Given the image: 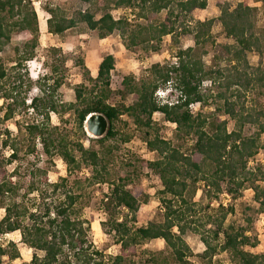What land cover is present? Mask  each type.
<instances>
[{
	"label": "trees",
	"instance_id": "1",
	"mask_svg": "<svg viewBox=\"0 0 264 264\" xmlns=\"http://www.w3.org/2000/svg\"><path fill=\"white\" fill-rule=\"evenodd\" d=\"M79 1L88 4V9L77 10L71 17L60 7H43L50 15V34L63 37L68 30L85 25L99 39L119 34L129 51L143 46L146 51L157 53L164 37L171 36L178 44L179 37L185 34L194 36V46L176 50L175 63L154 64L148 76L139 80L125 77L118 94L123 100L131 96V105L109 102L115 94L111 75L116 63L112 54L103 58L96 77L91 76L83 60H78L84 82L75 87V100L70 103L62 102L57 95L63 77L45 76L32 81L18 72L17 81L9 89L5 82L7 72L0 60V97L8 103L4 120H10L16 109L32 110L30 113L42 117L26 128L23 140H3L0 146L12 152L8 158L0 152V208L5 211L0 220V236L20 232L22 241L35 251L31 264H198L195 258L212 264L218 250L228 253L235 264H264V253L247 250L256 248L258 243L247 235L250 228H225L227 216L234 212L232 207L221 204L215 212L218 216L209 214L202 222L194 218L197 204L193 202L197 184L206 181L215 196L226 192L237 197L244 190H253L258 212H264V166L248 168L249 160L264 150V104L254 108L241 101L249 91L264 95V27L258 26V5L264 8V0H242L234 9L226 3L220 5L224 32L233 39L230 44H217L212 20L198 21L192 28L180 22L182 15L205 9L207 0ZM130 8L139 10L137 19L144 23L132 27L126 19L116 20L112 14L113 10ZM164 11L166 15L160 20ZM98 14L101 16L97 19ZM21 32L30 33L32 38L22 48H15L13 70L19 71L36 58L40 42L38 13L32 0H0V53L12 36ZM209 49L214 52L211 67L203 60ZM53 52L59 50L53 48ZM250 52L260 56L257 67L248 60ZM58 71L56 66L52 68L53 73ZM208 82L210 88L205 90ZM34 86L39 88V94L27 105V93ZM161 89L171 93L165 103L156 96ZM210 100L217 107L215 112H192L193 105L203 108ZM68 112L75 116L74 138L73 133L63 134L51 123V113ZM94 113L107 117L110 126L106 135L90 138L94 144L86 147L82 142L87 137L85 122ZM155 113L176 125L177 140L192 139L191 155L160 135L153 120ZM220 113L234 121L233 131H228L227 121L220 119ZM123 116L132 119L135 128L144 133L148 150L156 153V159L148 161L127 151V159L121 162L128 171L126 176L109 170L111 163L116 166L113 156L120 145L133 138ZM247 127L253 133L251 129L246 131ZM38 141L50 161L58 156L65 162L66 176L59 182H49L47 171L40 168H32L29 175L34 180L41 173L42 180H32L29 185L24 179L15 180L19 167L8 174L7 165L19 160L20 152H25V156L37 153ZM84 168L91 169V176L82 181L76 175ZM143 168L156 174L162 184L159 194L164 219L138 226L137 214L141 205L149 201L136 184ZM84 182L106 187L102 198L106 220L102 226L114 233L119 246L116 255L106 257L88 238L89 223L81 216L83 197L87 195ZM22 189L25 191L20 194ZM32 193H37V199L29 198ZM187 232L200 236L205 246L202 253L192 250L184 238ZM158 239L164 241L168 254L161 251L144 261L138 260V247ZM38 251L44 255L39 256ZM5 256L11 260L20 257L15 243L9 242L5 248L0 244V264Z\"/></svg>",
	"mask_w": 264,
	"mask_h": 264
},
{
	"label": "rangeland",
	"instance_id": "2",
	"mask_svg": "<svg viewBox=\"0 0 264 264\" xmlns=\"http://www.w3.org/2000/svg\"><path fill=\"white\" fill-rule=\"evenodd\" d=\"M34 9L38 13L39 22L44 21L45 17L50 15L43 14V7H60L65 10L69 17H71L77 10L88 9V4L82 3L79 0H32ZM242 0H207V7L205 9H195L187 15H182L180 22L184 25L195 26L198 21L212 20V35L217 44H230L233 43V39L228 38L224 32V28L220 21L221 8L220 5L226 3L230 9L236 8L237 4ZM259 6L258 13V26L264 27V8ZM124 9L113 10L112 14L116 20L126 19L128 23L134 27L136 24H142L144 21L137 19L138 9L130 8V12H121ZM45 11V10H44ZM133 16V17H130ZM166 12H162L159 15V19L163 20ZM101 14H98L96 18H100ZM131 19V20H130ZM32 36L28 32H21L17 35L12 36L10 44L5 50L0 53V60L4 64L7 72V78L5 79L8 88L17 81V73L20 72L24 78H28L32 81L41 80L45 76H52L57 78L63 77V84L58 89V98L64 103L74 102L75 93L74 89L76 86L84 82L83 67L80 66L78 60H83L85 66L90 70L92 77L97 76L98 66L106 55L112 54L115 57V70L111 75L112 89L115 94L111 97L110 103L117 105L124 103L131 105L133 99L131 96L123 100L118 94V90L121 87L123 79L127 76H134L136 80H139L143 76H148V70L154 64H170L175 63V53L178 49H187L194 46V36L192 34H185L179 37L178 44H175L171 36L163 38V42L160 47V51L155 53L152 51H146L143 46H139L134 51H129L125 48L124 43L119 34H114L102 41L95 36L85 25H79L71 30H68L63 37L51 36L47 31L43 30V34H40L39 46L36 49V58L27 61L24 69L13 70L15 66V48H22L26 42H28ZM53 48L58 49V53L53 52ZM214 52L209 49V52L204 55V63L211 67L214 65L213 61ZM248 60L253 67L259 65L260 56L256 52L248 53ZM56 66L58 68L57 73L52 72V68ZM52 80H50V83ZM16 85V84H15ZM205 90L210 88V84L205 83ZM39 94V88L34 86L27 93L26 104H30L32 98ZM170 90L161 89L157 92L156 96L158 101L165 103L168 101ZM243 101L247 106L259 108L260 104H264V95L258 94V91H249L244 97ZM7 101L0 97V146L3 140L18 139L23 140L26 135V128L37 121H41L42 117L35 115L32 112L23 111V109H16L13 117L10 120H4L6 112ZM216 105L210 100L208 105L201 108V105L195 104L191 107L193 113H211L216 111ZM221 120L227 121V129L229 132L234 130V121L223 113L219 114ZM122 119L128 123L127 131H129L133 138L129 143L121 144L120 149L114 154V161L116 163L109 165L110 173L118 172L120 176H126L128 171L121 164L124 161V156L127 151H130L135 158L146 159L152 161L156 159V153L150 152L146 146L144 140V133L135 128L133 121L128 116H123ZM154 122L160 129V135L168 140H171L177 148L181 149L182 152L191 155L193 152V141L187 139V141L177 140L175 137L176 125L174 123L165 120L164 116L160 113H155L153 116ZM51 123L58 126L63 134H70L76 132V122L73 112L55 114L51 113ZM125 129V130H126ZM250 127H247V130ZM124 131V130H123ZM253 133V130L250 131ZM9 134V135H8ZM93 138L87 134L86 138H83L82 142L86 147H91L94 143L89 139ZM95 139V138H94ZM262 141L264 142V134L262 135ZM37 153L30 156H25V152H20V159L7 165L8 174H11L17 167L20 168L18 175L15 180L23 181L28 185L33 180L29 172L32 168H40L46 170L48 173V180L51 183L59 182L60 178L66 176V164L60 157H55L50 161L47 156L43 153L42 146L37 142ZM95 147L98 148L97 144ZM4 158H8L11 155V149L5 148L0 149ZM264 166V150H260L259 153L251 158L248 162V168L253 170L257 166ZM115 166V167H114ZM141 175L136 184L140 185L144 194L149 196L148 203L141 205L140 211L137 214L138 226H143L149 222H161L163 221V208L164 205L161 203L162 196L159 192L163 189L162 184L156 174L151 172L147 168H143L140 171ZM77 178L84 181L86 178L91 176V169L84 168L79 172ZM42 174H38L34 178V182L42 180ZM73 178H71V182ZM83 187L86 188V196L83 198L84 204L81 210L82 218L89 223L88 238L94 248L108 257L116 255L119 252V246L116 244L114 233L110 232L108 226L103 227L102 223L106 220V214L102 207L103 194L106 192V187L102 184L89 186L88 183H83ZM130 188H133L131 186ZM25 190L22 189L20 194H23ZM37 193H32L29 198L32 200L37 199ZM212 197V199H211ZM35 202V201H34ZM31 202V204H35ZM193 202L197 204V214L194 217L195 220L206 222L209 214L215 215L220 205L224 203V207H232L234 212L230 213L225 222V228L228 225H234L235 227H248L250 231L247 233L252 240L257 243L256 248L248 247L254 253H264V212H258L259 205L254 200V192L251 189L242 191V196L232 197L229 193H222L217 196L214 195V190L210 188L206 181H200L197 184V192L193 199ZM124 212H126L124 210ZM5 211L0 208V220L4 217ZM217 215V214H216ZM215 215V216H216ZM218 216V215H217ZM87 227V226H86ZM209 227V226H208ZM185 237V236H184ZM191 238V239H190ZM193 238V239H192ZM186 240L189 242L190 247L195 254L202 253L205 250V246L201 242L200 236L193 233L187 232ZM9 242L15 243L20 257L16 260H11L8 256L3 257L1 264H31V260L35 251L27 246L21 238L20 232H14L0 236V244L3 247H7ZM165 250V243L162 240H153L147 242L138 247V260H145L152 257V254H158ZM39 256H43L44 253L38 251ZM198 264H204L199 258H195ZM212 264H235L232 261V257L226 253L217 251L216 255L212 259Z\"/></svg>",
	"mask_w": 264,
	"mask_h": 264
},
{
	"label": "water",
	"instance_id": "3",
	"mask_svg": "<svg viewBox=\"0 0 264 264\" xmlns=\"http://www.w3.org/2000/svg\"><path fill=\"white\" fill-rule=\"evenodd\" d=\"M109 120L103 114L94 113L85 122L87 134L93 138H102L109 129Z\"/></svg>",
	"mask_w": 264,
	"mask_h": 264
},
{
	"label": "crops",
	"instance_id": "4",
	"mask_svg": "<svg viewBox=\"0 0 264 264\" xmlns=\"http://www.w3.org/2000/svg\"><path fill=\"white\" fill-rule=\"evenodd\" d=\"M43 12V14H45V15H49L46 11H42ZM48 18H49V16L48 17H45V19H44V21H43V23L42 22H39V28H40V34H43V30H45V31H47V33L49 34V35H51V36H53L52 34H50L49 32H48V28H47V20H48ZM107 38H105V39H100V40H102V41H104V40H106ZM146 225V224H145ZM185 240H186V235H185ZM191 239V238H190ZM193 239V238H192ZM187 241V240H186ZM188 244H189V242H187ZM190 245V244H189Z\"/></svg>",
	"mask_w": 264,
	"mask_h": 264
},
{
	"label": "built area",
	"instance_id": "5",
	"mask_svg": "<svg viewBox=\"0 0 264 264\" xmlns=\"http://www.w3.org/2000/svg\"><path fill=\"white\" fill-rule=\"evenodd\" d=\"M128 11L130 12V10H128V9H124V10H122L121 12L124 13V12H128ZM130 17H133V16L130 15ZM130 20H131V19H130ZM125 159H127V156H126V155H125ZM222 204L225 205L224 203H222ZM217 205H221V204L217 203Z\"/></svg>",
	"mask_w": 264,
	"mask_h": 264
}]
</instances>
